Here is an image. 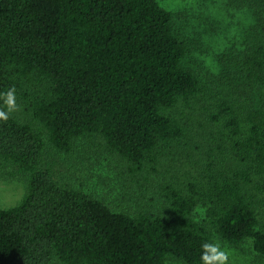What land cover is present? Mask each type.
<instances>
[{"label": "trees", "instance_id": "16d2710c", "mask_svg": "<svg viewBox=\"0 0 264 264\" xmlns=\"http://www.w3.org/2000/svg\"><path fill=\"white\" fill-rule=\"evenodd\" d=\"M256 14L253 45L218 79L222 120L212 115L234 155L169 187L165 206L131 213L39 163L48 144L69 151L100 134L137 172L186 135L171 109L197 97L201 80L174 12L158 0H0V94L14 87L29 106L0 120V159L29 178L23 201L0 207V264H202L215 233L235 247L251 238L264 259V9Z\"/></svg>", "mask_w": 264, "mask_h": 264}, {"label": "rangeland", "instance_id": "374dc122", "mask_svg": "<svg viewBox=\"0 0 264 264\" xmlns=\"http://www.w3.org/2000/svg\"><path fill=\"white\" fill-rule=\"evenodd\" d=\"M158 1L174 12L175 26L189 47L185 63L198 72L201 80L197 97L181 98L171 109V113L185 124L186 135L159 153L157 162L137 172L100 134L75 139L69 151L48 144L39 163V168L49 170L60 183L83 189L115 210L131 213L165 206L169 187L180 186L178 182L194 179L210 168L208 164H218L221 160L228 162L234 155L231 146L224 143L230 136H214L221 126L212 115L222 120V106L227 103L218 79H227V71L235 65L234 59L245 53L249 44L253 45L255 32L260 28L256 12L264 9V1L259 0ZM230 79L238 85L237 74ZM27 85L30 86L26 83L20 89L21 95ZM35 92L44 93L41 90ZM23 100L15 96L17 110L27 113L29 106ZM28 186V175L0 159V207L19 205ZM261 204L258 206L259 218L264 223V203ZM214 238H219L230 251L229 264H264L251 238L241 247L230 245L218 233ZM54 264H59L57 259ZM168 264L187 263L171 258Z\"/></svg>", "mask_w": 264, "mask_h": 264}, {"label": "clouds", "instance_id": "9594fccd", "mask_svg": "<svg viewBox=\"0 0 264 264\" xmlns=\"http://www.w3.org/2000/svg\"><path fill=\"white\" fill-rule=\"evenodd\" d=\"M0 98L3 99L4 108H0V120L7 121L11 112L17 110L18 106L15 101V89L14 87L9 89L6 93L0 94ZM201 215H203L201 213ZM197 222L199 220L197 219ZM201 261L202 264H229L230 251L222 245L219 238H214L211 242H205L202 244Z\"/></svg>", "mask_w": 264, "mask_h": 264}]
</instances>
